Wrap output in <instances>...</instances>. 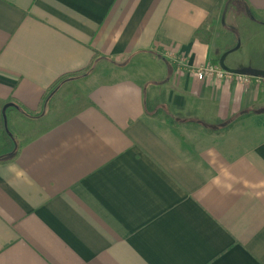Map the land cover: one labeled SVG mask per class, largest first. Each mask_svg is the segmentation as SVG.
Wrapping results in <instances>:
<instances>
[{"label": "crops", "instance_id": "0c3cea01", "mask_svg": "<svg viewBox=\"0 0 264 264\" xmlns=\"http://www.w3.org/2000/svg\"><path fill=\"white\" fill-rule=\"evenodd\" d=\"M237 18L264 0H0V264H264V75L195 74ZM261 38L225 64L264 71Z\"/></svg>", "mask_w": 264, "mask_h": 264}, {"label": "rangeland", "instance_id": "374dc122", "mask_svg": "<svg viewBox=\"0 0 264 264\" xmlns=\"http://www.w3.org/2000/svg\"><path fill=\"white\" fill-rule=\"evenodd\" d=\"M227 15L228 11H226V9H217L212 13V15L208 19V24L211 25V28L208 31L204 32L205 35L211 40L213 46L215 45L220 46V48H223L221 47L223 46L222 44L227 43V41L229 40L226 39V36L230 35L228 33V30L230 29V24L227 21L229 20V16ZM234 25L237 28L235 32L239 36L238 38L243 43V46L240 49L229 53L225 61V63L229 65L233 64V62L239 64L245 60L247 61L249 57V55L246 54L247 49L251 50L252 48H254V52L260 50V47L262 48L263 40L261 36L264 35V29L261 28L260 25L258 26V24L248 21L247 18H239V20ZM61 83L57 84L53 88V90H51V92L48 94V99H46L42 103L40 109L37 112V115L34 116L32 119L29 120L23 118L24 121L19 122L20 125L18 124V120H15V122H12L11 125L7 116L4 115L3 123L5 126L4 130L6 132L7 137H9V135L13 136L12 134H17V130L19 132L22 131V127H25L27 129L29 127H32V123H34L33 119L38 120L39 118H42L43 120L39 122L45 125L48 124L49 121H52L54 119H57V117L64 115L71 108V105L75 103V91L71 90L72 88L69 89L68 86L60 87ZM20 112L22 113V111ZM25 121H27L28 123ZM16 138L17 137H14L13 139L16 143H18V138ZM15 146L16 145H6L5 143L4 145H0V152L2 151L3 153L2 156L4 154H7L11 150H14L13 148Z\"/></svg>", "mask_w": 264, "mask_h": 264}, {"label": "built area", "instance_id": "2783aa9c", "mask_svg": "<svg viewBox=\"0 0 264 264\" xmlns=\"http://www.w3.org/2000/svg\"><path fill=\"white\" fill-rule=\"evenodd\" d=\"M179 63L183 65L182 60H180ZM195 74L199 78H204V77L222 78V77L236 76L241 81H247L248 77L250 76V75L234 74L225 71L218 64H213V63H206L204 65H201L196 69Z\"/></svg>", "mask_w": 264, "mask_h": 264}, {"label": "water", "instance_id": "95a60500", "mask_svg": "<svg viewBox=\"0 0 264 264\" xmlns=\"http://www.w3.org/2000/svg\"><path fill=\"white\" fill-rule=\"evenodd\" d=\"M239 47V40L236 41V44L234 47L224 51L221 55H220V58H219V66L225 70V71H228V72H231V73H234V74H242V75H250V76H262L264 75V71H261V70H257V69H253V68H230L229 66H227L225 64V58L226 56L235 51L237 48ZM8 105H5L4 109L7 107Z\"/></svg>", "mask_w": 264, "mask_h": 264}, {"label": "trees", "instance_id": "16d2710c", "mask_svg": "<svg viewBox=\"0 0 264 264\" xmlns=\"http://www.w3.org/2000/svg\"><path fill=\"white\" fill-rule=\"evenodd\" d=\"M234 46V45H233ZM232 46V47H233ZM232 47H228V48H224L223 49V52L224 51H226V50H228V49H230V48H232ZM92 65H89V68L91 67ZM81 72H83V71H81ZM77 73H74V74H72V75H76ZM69 76H71V75H69ZM65 77H67V76H65ZM65 77H61L54 85H53V87L58 83V82H60L63 78H65Z\"/></svg>", "mask_w": 264, "mask_h": 264}]
</instances>
